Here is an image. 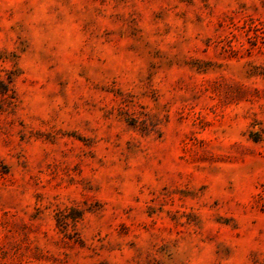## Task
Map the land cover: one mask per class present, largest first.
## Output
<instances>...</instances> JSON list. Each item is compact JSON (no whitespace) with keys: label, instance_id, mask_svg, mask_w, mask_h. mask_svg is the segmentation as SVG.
I'll list each match as a JSON object with an SVG mask.
<instances>
[{"label":"rangeland","instance_id":"obj_1","mask_svg":"<svg viewBox=\"0 0 264 264\" xmlns=\"http://www.w3.org/2000/svg\"><path fill=\"white\" fill-rule=\"evenodd\" d=\"M0 264H264V0H0Z\"/></svg>","mask_w":264,"mask_h":264}]
</instances>
